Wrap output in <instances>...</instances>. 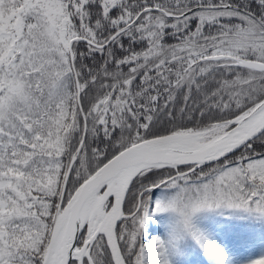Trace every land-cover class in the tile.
Returning <instances> with one entry per match:
<instances>
[{"label": "snow or ice", "instance_id": "obj_1", "mask_svg": "<svg viewBox=\"0 0 264 264\" xmlns=\"http://www.w3.org/2000/svg\"><path fill=\"white\" fill-rule=\"evenodd\" d=\"M0 264H264V0H0Z\"/></svg>", "mask_w": 264, "mask_h": 264}]
</instances>
